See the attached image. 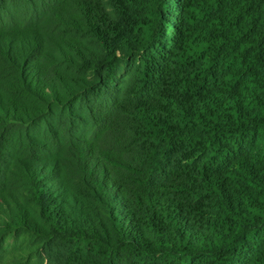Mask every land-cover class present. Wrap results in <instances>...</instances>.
<instances>
[{"label":"trees","instance_id":"trees-1","mask_svg":"<svg viewBox=\"0 0 264 264\" xmlns=\"http://www.w3.org/2000/svg\"><path fill=\"white\" fill-rule=\"evenodd\" d=\"M0 264H264V0H0Z\"/></svg>","mask_w":264,"mask_h":264}]
</instances>
